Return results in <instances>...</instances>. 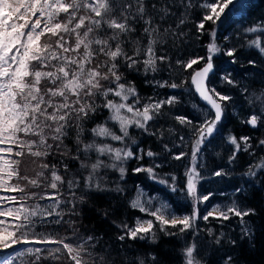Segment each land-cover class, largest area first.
<instances>
[{
    "label": "snow or ice",
    "instance_id": "6c2138e0",
    "mask_svg": "<svg viewBox=\"0 0 264 264\" xmlns=\"http://www.w3.org/2000/svg\"><path fill=\"white\" fill-rule=\"evenodd\" d=\"M180 3L185 12L177 28L187 22L188 9L197 8L201 18L195 26L201 35L208 34L209 42L204 46L205 55L177 59L174 66L169 56L156 54L157 45L164 43L166 38L174 39L177 35L186 34L177 33L171 26L161 31L160 26L153 23V18L147 16L144 0H0V191L25 193L23 197L0 195V217L4 218L0 219V264H39L44 252H48L53 260L66 255L71 264H112L106 255L96 251L99 242L94 235L76 240L75 228L71 236L37 231V228L74 224L64 217L79 214L77 202H83L85 197L79 196L78 190L125 195L126 190L119 182L114 187L108 186L107 176L101 175V170H115L119 173V180L123 181L127 174L126 165L131 160L138 165L132 169L133 174L144 173L150 181L165 187L170 193H182L191 202L192 211L190 215H178L169 203L149 196L137 184L133 197L128 201L129 207L151 218L135 217L132 224L126 220L112 221L119 229V241L148 240L156 243L157 231L169 237L184 236L191 231L190 238L195 241L201 231L196 221H208L210 217L221 222L238 217L241 240L248 238L251 241L254 237V229L244 217L255 215V209L242 207L235 198L245 191L247 185L233 189L235 195L230 202L211 205L202 216L199 205L209 202L215 193L198 191V185L205 180L231 176L230 171L223 168L202 171L207 167L205 151L212 149L211 141L219 132L229 102L234 100L231 94L220 92L211 84L210 74L215 73L214 59L218 54L232 57L230 63L237 62V49L218 44L217 32L225 19L246 17L249 0H180ZM152 8L155 9L156 5L153 4ZM160 11L164 14L160 17L163 20L169 11L167 8ZM138 20L145 24L142 34L147 43L142 45L140 39L132 40L134 49L130 55L124 45L129 42L130 34L135 31L134 23ZM207 24L212 27L206 28ZM244 34L246 47L264 57V21L244 28ZM228 39L226 36L225 41ZM101 56L104 59L101 60ZM161 64H166L169 80H146L145 84L182 91L189 96L197 95L202 104L188 101L197 114V120L162 111L165 106L174 108L181 103L179 95L172 94L166 98L150 96L142 102L134 83L127 81L120 71L122 66L140 71L137 65H141L145 75L155 74L161 71ZM248 64L255 66V61L250 60ZM185 72L187 76L183 75ZM176 76L180 77L179 82ZM220 82L237 86L229 71L220 75ZM242 95L251 110L248 116L240 118L233 106L234 114L241 123L256 129L264 123V90L259 94H248L244 89ZM257 107L259 111L255 110ZM100 109L107 110L109 116L87 130L91 139L85 141L84 124ZM164 116H169L181 126L179 134L174 126L157 128L151 123ZM132 129L140 135L156 136L161 141L167 139L171 146L162 143L161 152L145 149L131 134ZM70 130L75 131L74 155L65 144ZM49 140L54 143H49ZM225 140L232 146L228 157L230 166L241 151L250 156L255 154L248 136L238 139L230 133ZM113 142L119 146H114ZM257 147H264V139L259 140ZM173 148L181 150L173 152ZM53 150L78 161L81 175L71 173L65 179L56 164L47 162ZM24 155L40 160L42 171L36 174V178L20 175L21 160L18 158ZM161 155L175 161L188 157L182 182L178 183L175 172L161 174L157 171L164 166L158 159ZM215 155L219 157L220 153ZM145 158L148 159L147 164L143 163ZM60 164L68 174V165L63 160ZM261 171H264V156L249 165L243 175L251 179ZM13 178L27 180L33 187L52 191L26 193L23 186L11 183ZM65 185L68 198H62L65 195L62 186ZM36 197L49 202L42 204ZM28 200L34 202L29 204ZM102 215L107 219V212ZM207 234L213 237L214 244H221L223 232L214 234L208 229ZM228 242L233 246L236 243L231 238ZM37 245L56 247L41 248ZM29 256L32 257L30 261L26 260ZM148 259L155 261L157 257L150 253ZM231 260V256H226L222 264H231ZM139 264H147V261L141 258ZM180 264H206L199 256L197 243H185Z\"/></svg>",
    "mask_w": 264,
    "mask_h": 264
},
{
    "label": "trees",
    "instance_id": "16d2710c",
    "mask_svg": "<svg viewBox=\"0 0 264 264\" xmlns=\"http://www.w3.org/2000/svg\"><path fill=\"white\" fill-rule=\"evenodd\" d=\"M144 3L146 5L147 16L153 18V23L159 25L161 31L171 26V29L177 33L182 32L186 34L184 36L177 35L174 39L166 38L164 43L158 44L156 53L158 56H169L175 66L177 59L184 60L190 55H205L204 46L209 42V36L207 33L201 35L195 26V22L201 18L199 9H188L189 14L185 17L187 22L177 28V24L185 12L180 0H144ZM153 4L156 5L155 9L152 8ZM162 8H167L169 11V14L163 20L160 18L164 15L160 11ZM258 21H264V0H249L246 17L236 20L229 17L219 25L216 42L224 48L235 47L237 49L235 57L237 62L235 64L230 63L233 59L232 57H228L223 53L218 54L214 59L215 73L210 77V82L218 91L231 94L234 100L229 102L225 118L219 126V132L211 141L212 149L205 151L204 163L207 167L206 170H202L211 172L214 169L223 168L231 173L230 177L205 180V183H203L202 189L206 193H215L212 197L213 200L211 199L213 202L216 200H224L230 196L233 197L235 195L233 189L247 185L245 191L235 198L242 207L246 206L247 208L255 209V215L244 217V220L250 222V226L254 229L255 235L251 241L248 238L241 240V224L238 217H232L230 220L223 222L211 217L208 221H204L203 219L197 220L196 226L201 231L195 241L190 238L191 231L180 237L165 236L163 233L157 231L158 241L156 243H149L148 240L119 241L117 239L119 229L114 226L112 221L119 223L126 220L129 224H132L135 217H143L138 210L130 209L128 203L129 199L134 195L137 184L141 185L150 193H163L171 202L176 203L178 215H190L192 211L190 201L180 202L179 200H175L176 197L181 199V196H183L182 193H170L165 187L150 181L144 173L133 174L132 169L138 166L135 160L127 163V174L123 181L119 180V173L117 171L110 169L101 170V175L107 176L106 182L108 186L114 187L115 183L119 182L126 190L125 195H119L113 192H88L87 190H78V195L85 197L83 202H77L76 211L79 214L65 215L64 217V220L73 221L74 224L62 223L60 225H48L43 228L38 227L37 231L59 232L60 236H71L73 235L72 230L75 228L77 230L74 233L76 240L80 237L94 235L99 242L96 251L106 255L112 264H139V259L141 258L145 259L147 264H180L182 248L185 243L189 245L197 243L199 256L206 261V264H222L226 256L232 257L231 264H264V171H261L258 176L251 179L243 175L249 165L257 162L259 157L264 156V147H257L259 140L264 139V123H261L256 129H253L251 126L241 123L233 111V106H235V110L238 112L240 118L248 116L251 109L246 106L245 96L242 95V91L247 89L248 94L253 92L259 94L261 90H264V57H261L256 50H249L246 47L247 38L244 34V28ZM144 27L145 24L142 20L134 23L135 31L130 34L129 42L124 45L130 55L134 49L131 43L132 40L140 39L142 45L147 43V38L142 34ZM211 27V24L206 25V28ZM226 36L229 38L227 42L225 41ZM44 39H47V37ZM100 59L102 60L104 57L101 56ZM250 60L255 61V66L248 64ZM159 66L161 71L155 74L149 73L145 75L141 65H137L141 69L140 71L130 70L124 66L120 68V71L127 81L134 83L142 98V102L150 96L166 98L172 94L179 95L181 103L177 104L174 108L165 106L162 111L165 113H174L175 115H184L194 121L197 120V114L191 109L190 103L188 102L191 100L202 104L197 95L193 94L189 96V94H185L182 91L171 90L167 87H153L152 85L145 84L146 80H169V72L166 64ZM225 71L231 73L232 78L237 82L236 87L220 82V75ZM183 75L187 76L188 73L185 72ZM175 79L179 82L180 77L176 76ZM255 110L259 111V108L257 107ZM108 116L109 113L107 110L100 109L90 120L85 122V132L83 134L85 141L91 139V135L87 130L91 129L96 123L103 122ZM151 123L157 128L161 125L165 126V128L174 126L178 130V134L182 130L181 126L169 116L158 118ZM130 132L138 139L139 145L145 149L151 148L155 152H161L162 143H169L171 146V142L167 139L161 141L156 136L140 135L135 129L130 130ZM230 133L234 134L238 139L242 136L250 137V142L255 151V154L251 156L243 151L239 152L231 166L228 164V157L232 146L225 140V137ZM165 135L167 136V133ZM74 137L75 131L70 130L69 137L65 139V144H67L68 149L72 150L73 155L76 150ZM29 139L36 138L29 137ZM49 143L54 142L49 140ZM113 144L114 146H119L115 142ZM180 150L179 148L172 149L173 152H179ZM217 152L220 153L219 157L215 155ZM92 157L95 159V153L92 154ZM18 159L21 160L19 165L21 176L36 178V174L42 171L38 158L24 155ZM158 159L164 164L163 168L157 170L158 172L161 174L175 172L179 178L178 183L184 180V165L188 164V157H185L182 161H175L169 160L167 155H161ZM61 160L68 165L70 170L68 174L64 173L63 165L60 164ZM47 162L49 164H56L60 174L64 175L65 179H68L71 173H75L77 176L81 175L78 171L79 162L71 159L69 155L61 156L53 150V155L47 157ZM143 163L147 164L148 159L145 158ZM11 183L20 184L25 188L26 193H42L45 190L52 191L51 189H45L43 187H33L27 180L23 179L17 180L13 178ZM41 183H44L43 179H41ZM62 190L65 192L62 198H68L66 185L62 186ZM224 193L231 194L227 196L228 194ZM0 195L23 197L25 193L0 191ZM36 200L42 204L49 202L47 200L40 201L39 197H36ZM211 201L205 210L209 208ZM27 202L32 204L34 201L28 200ZM68 207L71 206L69 205ZM104 212L108 213L107 219L102 215ZM200 215H203L202 211H200ZM0 219L4 218L0 217ZM208 229H211L214 234L224 233L219 246L214 244L213 237L207 234ZM229 238L236 241L234 246L228 242ZM36 247L55 248L56 245H37ZM150 253H154L157 257L155 261L148 259V254ZM31 259L32 257L30 256L26 257L28 261ZM39 264H71V262L66 255H62L58 260H53L48 252H44Z\"/></svg>",
    "mask_w": 264,
    "mask_h": 264
},
{
    "label": "rangeland",
    "instance_id": "374dc122",
    "mask_svg": "<svg viewBox=\"0 0 264 264\" xmlns=\"http://www.w3.org/2000/svg\"><path fill=\"white\" fill-rule=\"evenodd\" d=\"M203 183H205V181L198 185V191H199L200 193H205V194H206L205 190L202 189V185H203ZM143 189L147 192V194H148L149 196H153V197H155L156 200H159V201H162V202L169 203V204L171 205L173 211L177 214L178 207H176V203L171 202V200L168 199V198H166V196H165L163 193H157V192L150 193V192H149L148 190H146L145 188H143ZM224 194H228L227 196H230L231 193H224ZM132 197H133V196H132ZM231 198H232V196H230V197H228V198H226V199H224V200H216L215 202H213V201L210 200V201H211L210 206H211V205H214V204H221V205L226 204V203L230 202V199H231ZM211 199H212V198H211ZM175 200H179L180 202H188V201H189V200H186L183 196H181V199H180L179 197H176ZM212 200H213V199H212ZM210 201H209V202H210ZM209 202H206V203H203V204H200V205H199V210L202 211L203 214L205 213V211H206L205 208H206V206L209 205ZM210 206H209V208H210ZM209 208H208V209H209ZM208 209H207V210H208ZM186 215H188V214H186ZM141 218H151V217H145V216H143V217H141Z\"/></svg>",
    "mask_w": 264,
    "mask_h": 264
},
{
    "label": "water",
    "instance_id": "95a60500",
    "mask_svg": "<svg viewBox=\"0 0 264 264\" xmlns=\"http://www.w3.org/2000/svg\"><path fill=\"white\" fill-rule=\"evenodd\" d=\"M213 74H210V77L212 76ZM198 97V96H197ZM199 99V98H198Z\"/></svg>",
    "mask_w": 264,
    "mask_h": 264
}]
</instances>
